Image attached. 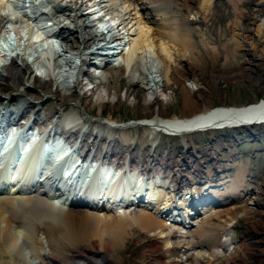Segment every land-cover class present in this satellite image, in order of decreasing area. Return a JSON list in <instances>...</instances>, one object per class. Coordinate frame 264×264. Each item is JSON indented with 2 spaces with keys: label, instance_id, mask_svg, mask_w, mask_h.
Masks as SVG:
<instances>
[{
  "label": "bare ground",
  "instance_id": "6f19581e",
  "mask_svg": "<svg viewBox=\"0 0 264 264\" xmlns=\"http://www.w3.org/2000/svg\"><path fill=\"white\" fill-rule=\"evenodd\" d=\"M213 1L196 0L191 5L189 0H0V90L7 91L10 100L5 101L9 113H0V154L3 158L0 174L9 175L0 176V264H61L63 255L69 254L70 248L77 243L105 254L106 250L112 252V247L122 244L126 230L130 228L131 231L134 226L151 232L156 239L159 237L165 247L171 245L175 250L184 251L185 257L195 262L211 264L214 258L222 255V250L216 246L199 251L197 244L199 240L206 242L204 238L212 233L225 232L232 222L229 218L211 222L217 216L210 213L215 209L211 207L218 200L209 202L197 216L185 211L182 215L170 211L186 207L185 202L190 196L197 197L202 192H227L224 182L231 174L236 176L228 183L233 186L243 184L247 166H236L223 154L233 150L231 141L221 140L217 145L218 155L212 157H205L203 151L190 147L170 149L160 156L152 148L166 137L171 140L182 137L180 139L188 143L186 140L195 135L182 134L208 126L206 124L212 127L196 133L198 137L211 135L216 123L228 124L223 131H235L233 124L237 122L264 124V99L248 105L217 104L185 112L195 105L189 104L194 100L185 94L187 109L182 111L185 113L181 119L160 112L142 114L141 117L100 116V102L110 98L108 94L116 88L119 78H128L130 83L144 87L145 106L155 98V103H159L160 97L161 105L171 99L161 92V86L173 81L184 57L193 59L194 44L184 28V13L195 12L199 21L206 22ZM145 2L161 14L160 19L140 11L138 7L146 5ZM172 4H178L182 13L176 16L169 12ZM259 17L252 23L255 27L247 26L246 30H255L258 38L263 35V40L264 17ZM259 42L260 39L252 40L250 44ZM103 56L114 61L107 70L103 68ZM91 70L98 71L89 74L90 77L87 71ZM10 78L17 80L10 84L4 82ZM31 80L41 87L46 86L41 90V96L27 93L33 91L26 92L35 90L33 84L28 89ZM10 88L22 90L17 89V93ZM87 92L94 95L95 111L99 115L92 116L91 113L88 116L80 105L76 104L78 111L70 106L77 99L81 103V97ZM24 95L26 97L22 98ZM3 99L0 97V111L3 110ZM45 102L50 105L44 109ZM79 109L86 115H81ZM132 129L145 133L139 138L128 131ZM250 132L247 131L245 136L257 138L256 135H262L260 131L251 135ZM18 133L23 137V145L18 141L11 143L8 148L12 150L7 155L4 151L7 141L16 138ZM118 133L124 134L120 140ZM63 140L64 145L71 143L72 147L80 142L79 159L73 155V149L61 145ZM127 141L130 148H125ZM149 142L150 147L145 151ZM163 152L158 150L160 154ZM190 157L198 161L194 167L188 164ZM111 158L113 161H109ZM202 158L203 163L199 160ZM14 160L13 171H9ZM93 161L104 166L101 170L104 178L96 180L95 175H88L96 171L87 170L88 163ZM230 164L234 165L233 172L226 171ZM64 166L65 177H57ZM241 167L243 172H237ZM145 171L151 175H145ZM83 173L87 174L86 178H81ZM153 175L166 176L173 182V187L156 186L151 179ZM225 175L227 177L220 180ZM88 182L95 186L106 182V187L102 188L104 194L76 191L86 188ZM252 191V185L247 184L246 191L229 200L240 201L238 205L245 203L252 197L249 195L254 193ZM77 197L85 199L82 205L88 209L76 212L70 208L77 205L73 203ZM137 198L145 199V203L139 205ZM121 205L144 206L189 230L169 224L146 210L118 209ZM103 254L102 261L95 262L94 254L78 252L75 256L79 261L69 263L104 264V259L109 258Z\"/></svg>",
  "mask_w": 264,
  "mask_h": 264
},
{
  "label": "rangeland",
  "instance_id": "374dc122",
  "mask_svg": "<svg viewBox=\"0 0 264 264\" xmlns=\"http://www.w3.org/2000/svg\"><path fill=\"white\" fill-rule=\"evenodd\" d=\"M257 1L259 2V0H214L212 12L207 16L206 22L199 21V18L194 14L195 12H185L184 28H187L186 32L194 44L193 59L190 61L189 58L184 57L185 60H182L183 63L175 73L173 81L165 84L163 87L161 86V92L167 94V99L170 97L171 99L161 105V100H159L160 97L157 99L159 103H155V98V101L150 103L151 105L146 102L147 105L145 106V104H143L146 99L144 97L146 96L144 87L141 84L136 85L130 83L128 78H119L116 88L110 91L112 96L108 94V96H110L109 99L101 100L100 105L102 113H100V116L102 114H106L107 117L120 114L122 117L131 115H139L141 117L142 114L160 112L161 115H163L162 113H164V116L170 115L172 117L175 115L177 118L181 119V116H184L182 113L189 112L193 109L196 110V108L202 106L217 104L239 106L263 101L264 39L262 40L263 35H259L258 38L255 30H246L247 26L253 28L254 25L252 26V23L260 18V15L264 17V0H261L259 3ZM189 2L192 5L196 0H189ZM145 3L146 5L138 7L140 11L155 19H160L161 14L150 9L149 6H147L149 5L148 2ZM142 7H144L145 10H143ZM169 7V12L173 15L177 16L178 13H182V11L179 10L178 4H172L169 5ZM190 16H194L193 19H190ZM257 39H260L258 44H250L252 40L256 41ZM91 51L97 53L96 50H94L95 52L93 50ZM113 62L114 61L110 57H105L102 62L103 68L107 70ZM7 64H9V61H7ZM91 71H87V75L90 77L93 75V72L98 70ZM192 83L196 86H193ZM193 87L198 90L193 89ZM185 94H188L189 97L194 100L189 102V104L193 102L197 107L194 105L190 109H187V107L185 108ZM114 96L118 97L115 98ZM81 98V103L79 99H77L75 102H72L70 106L75 108L77 105H80L86 110L88 116L92 114V116H94V114L99 115V113L95 111V106L97 104L94 101L95 97L93 94L87 92ZM114 100L116 101L115 103ZM83 101L86 106H83ZM3 102L5 103V101ZM49 105V102H45L43 108L45 109ZM153 107H157L159 110H155ZM48 109H50V107H48ZM75 109L78 111L77 108ZM215 109H219V107ZM215 109H213V111ZM3 110H5V115L9 113V107L5 104L3 105ZM183 110L186 111L182 112ZM79 112L82 113L81 115L83 116L86 115L83 110L79 109ZM107 113H109V115ZM225 126L224 124L213 126V133L209 136L198 137V134L193 133L195 137L191 138L190 136V138L186 140L188 143L179 139L165 140L161 138L152 149L154 153L162 156L166 154L165 151H169L170 149L190 147V149L196 148L197 150L203 151L205 157H212L219 153L218 144L222 141H231L229 144L233 146V150L230 152L234 153L231 157L232 161L236 164H244L247 166V168L244 169L246 172L244 175L245 179L243 180V184L237 186H233L229 183L228 189L230 191L227 193H215L216 196L214 199H218V201L215 206H213L215 209L210 213L217 214V216L213 217L211 220L212 223H217L219 221L218 218H229L232 219V222L228 225L225 232L221 234L212 233V235L204 238L206 242H203V240L197 241L198 250H208L210 246H214V248L216 246V248L222 250V255H224L214 258L211 264H264V134L263 130H261L264 129V126L262 128L252 129L254 132L260 131L261 134H263V136L256 135L257 138L245 136V134H247L245 131H241L240 133L234 130H227L228 132L223 131ZM206 129L207 127H198L196 130L193 129L190 131L203 133ZM132 130L128 131L132 134L139 135V138L145 133L136 129ZM155 132L159 133L158 131ZM214 133L216 135H213ZM116 135L119 137V140L124 137L122 133ZM217 138L221 139L217 140ZM123 140L124 139H122V141ZM126 143L127 147L125 148H130V145H128L129 141ZM150 143L151 142L146 145L145 151L150 147ZM125 148L122 146L123 151ZM158 150L164 152L160 154ZM145 154L144 152L143 158ZM225 154L228 153L225 152ZM146 158L147 157H145V159ZM233 158H235L236 161H234ZM199 160L202 162L203 158ZM196 162H198L196 159L190 157L188 164L194 167ZM198 169L201 168L198 167ZM237 172H243V167ZM235 176H233V174L229 175L226 179L227 181L224 182L225 185L231 182V179ZM249 178L250 181L248 182L247 179ZM247 184L252 185V192H254L249 194L252 195L249 201L242 204L240 203L239 205L236 203L237 205L232 204L225 206L226 203L224 200L240 196L243 191H246ZM138 195L139 194H137V196ZM249 195H246V197L248 198ZM137 199H139L137 200L139 205L145 203V199ZM188 201L189 198H187L185 203L186 207H181L180 209L176 208L170 212L179 214L181 211H185L187 214L193 213V215L197 216L213 200L210 198L207 200L199 199L193 202L192 206L187 205ZM84 207L85 205L79 204L71 206L70 208L73 211L81 212L84 209H88ZM121 208L135 209V211L138 212L146 210L157 218L168 221L169 224L178 225L182 230L186 228L177 222H172L155 214L152 210L144 206L131 205L130 207H125L121 205L118 209ZM93 211L99 213L106 212V210ZM108 212L114 211H107L106 213ZM203 217H205V215ZM91 226L92 223H90L89 227L92 228ZM186 230L189 229L186 228ZM126 232L127 234L124 242L122 241V244L119 243L115 247H112L114 248L112 252L109 249L106 250L105 254L96 253L95 250L90 249L92 247H87L81 243L74 244L70 248V255H63L62 259H64V262L61 264H70L69 261L78 262L79 260H77L75 256L78 252H84L89 255L94 254L95 262L102 261L101 254H103L105 257L109 258L104 259V264H204V262H195L192 258H186L184 251L175 250L171 245L165 247V245L160 243L159 237L156 239L157 236L137 226H134L131 231L130 228H128ZM72 257H74L75 260ZM48 264L54 263L49 262ZM55 264L59 263L56 262Z\"/></svg>",
  "mask_w": 264,
  "mask_h": 264
},
{
  "label": "water",
  "instance_id": "95a60500",
  "mask_svg": "<svg viewBox=\"0 0 264 264\" xmlns=\"http://www.w3.org/2000/svg\"><path fill=\"white\" fill-rule=\"evenodd\" d=\"M4 111L5 110H1L0 111V113H4ZM60 140V139H59ZM61 145H63L64 146V148L65 149H73V155H76L77 156V159H79V157H80V153H79V147H80V142H77V143H75L74 144V146L72 147V145H71V143H68L67 145H64V140L61 142ZM64 148H63V151H64ZM91 156H88L87 158H90ZM88 160V159H87ZM109 161H113V158H111ZM89 165H87V170H90V168H92V169H94V170H96L94 173H91V174H88V175H90V176H92V175H95V179L96 180H99L100 178H104V175H103V173L101 172V170L104 168V166L102 165V164H100L99 162H97V161H93V162H91V163H88ZM65 168H66V166H64V167H62V169L61 170H63L62 172H60V173H58L57 174V177H65V175H66V173L67 172H65ZM77 171V170H76ZM75 172H73V174H74ZM143 173H145V175L146 174H148L149 176L151 175L150 173H148V171H145V172H143ZM86 175L87 174H82L81 175V178H86ZM151 179H153L154 180V184L156 185V186H172V184H173V182L172 181H169V179H167V177L165 176H161V175H158V176H155V175H153L152 177H151ZM187 180H189V177H187ZM82 181H83V179H82ZM69 182L70 181H67L66 182V184H69ZM72 182V181H71ZM85 182V181H84ZM82 184H83V182H81ZM89 183V182H88ZM188 184H190V182H188ZM104 187H106V182H102L101 184H98V185H93V184H88L87 186H86V188H84V189H78V190H76V191H83V190H87V191H93V192H97V193H101V194H104V192H103V190H102V188H104ZM173 187V186H172ZM220 188V186L219 187H217L216 189H219ZM128 189H131L132 190V187L131 186H129L128 187ZM87 196H88V194H87ZM216 196V194L215 193H213V192H210V193H208V192H202L199 196H197V197H195V196H190V198H189V201L187 202L188 204L187 205H189V206H192V203L193 202H195L196 200H199V199H203V200H207V199H211V200H213L214 199V197ZM230 199V198H229ZM229 199H227V200H224L225 201V206H229V205H232V204H236V203H239L240 201H235V200H229ZM85 199L84 198H82V197H77V198H75V200L73 201V203H75V204H77V205H79L80 203H81V205L82 204H84V201ZM215 200H218V199H214L212 202H214ZM84 201V202H83ZM187 201V200H186ZM211 202V203H212ZM186 203V202H185ZM217 203V202H216ZM215 203V204H216ZM215 204H213L212 205V207L213 206H215ZM188 207V206H187ZM183 214V212L181 211L180 213H179V215H182Z\"/></svg>",
  "mask_w": 264,
  "mask_h": 264
}]
</instances>
